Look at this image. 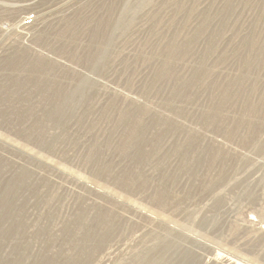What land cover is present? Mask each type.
I'll return each mask as SVG.
<instances>
[{"label":"rangeland","instance_id":"1","mask_svg":"<svg viewBox=\"0 0 264 264\" xmlns=\"http://www.w3.org/2000/svg\"><path fill=\"white\" fill-rule=\"evenodd\" d=\"M0 264H264V0H0Z\"/></svg>","mask_w":264,"mask_h":264},{"label":"bare ground","instance_id":"2","mask_svg":"<svg viewBox=\"0 0 264 264\" xmlns=\"http://www.w3.org/2000/svg\"><path fill=\"white\" fill-rule=\"evenodd\" d=\"M144 3V1H142V2H140V4L139 5H142ZM29 4V3H28ZM127 3L125 2V4H124V12H127V10H129V9H135V8H130L128 5H126ZM145 4V3H144ZM49 8V7H48ZM136 10V9H135ZM122 11H123V9H122ZM133 11V10H132ZM123 12V13H124ZM27 16V15H26ZM123 16V15H122ZM122 18V17H121ZM124 18V17H123ZM123 18H122V20H123ZM121 20V19H120ZM104 34H106V33H104ZM110 34V33H109ZM110 37V35L109 36H107V38H109ZM105 41V40H104Z\"/></svg>","mask_w":264,"mask_h":264}]
</instances>
